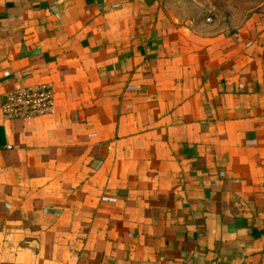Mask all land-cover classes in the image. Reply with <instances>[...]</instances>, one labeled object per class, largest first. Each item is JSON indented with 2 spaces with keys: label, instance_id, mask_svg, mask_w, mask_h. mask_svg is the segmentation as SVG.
<instances>
[{
  "label": "crops",
  "instance_id": "0c3cea01",
  "mask_svg": "<svg viewBox=\"0 0 264 264\" xmlns=\"http://www.w3.org/2000/svg\"><path fill=\"white\" fill-rule=\"evenodd\" d=\"M0 264H264V0H0Z\"/></svg>",
  "mask_w": 264,
  "mask_h": 264
},
{
  "label": "built area",
  "instance_id": "2783aa9c",
  "mask_svg": "<svg viewBox=\"0 0 264 264\" xmlns=\"http://www.w3.org/2000/svg\"><path fill=\"white\" fill-rule=\"evenodd\" d=\"M54 110L53 91L49 84L12 90L1 104L2 116L7 120H32L53 114Z\"/></svg>",
  "mask_w": 264,
  "mask_h": 264
},
{
  "label": "water",
  "instance_id": "95a60500",
  "mask_svg": "<svg viewBox=\"0 0 264 264\" xmlns=\"http://www.w3.org/2000/svg\"><path fill=\"white\" fill-rule=\"evenodd\" d=\"M140 1L141 3L147 5V6H150L152 5L154 2H157L158 0H138Z\"/></svg>",
  "mask_w": 264,
  "mask_h": 264
}]
</instances>
